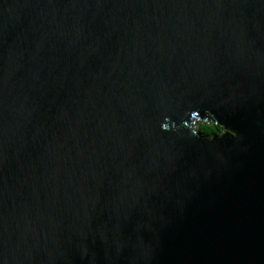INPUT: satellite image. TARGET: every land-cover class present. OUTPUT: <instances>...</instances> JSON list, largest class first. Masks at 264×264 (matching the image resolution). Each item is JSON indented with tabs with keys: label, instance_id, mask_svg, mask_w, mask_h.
I'll return each mask as SVG.
<instances>
[{
	"label": "water",
	"instance_id": "water-1",
	"mask_svg": "<svg viewBox=\"0 0 264 264\" xmlns=\"http://www.w3.org/2000/svg\"><path fill=\"white\" fill-rule=\"evenodd\" d=\"M0 264H264V0H0Z\"/></svg>",
	"mask_w": 264,
	"mask_h": 264
},
{
	"label": "trees",
	"instance_id": "trees-1",
	"mask_svg": "<svg viewBox=\"0 0 264 264\" xmlns=\"http://www.w3.org/2000/svg\"><path fill=\"white\" fill-rule=\"evenodd\" d=\"M197 129L205 136L212 137L219 135L223 131V127L216 121L212 120V123L199 122Z\"/></svg>",
	"mask_w": 264,
	"mask_h": 264
},
{
	"label": "rangeland",
	"instance_id": "rangeland-1",
	"mask_svg": "<svg viewBox=\"0 0 264 264\" xmlns=\"http://www.w3.org/2000/svg\"><path fill=\"white\" fill-rule=\"evenodd\" d=\"M201 122H203V121H201ZM205 122L212 123V120L209 119V121L207 120V121H205ZM203 123H204V122H203ZM198 124H199V122H195V127H196V128L198 127Z\"/></svg>",
	"mask_w": 264,
	"mask_h": 264
},
{
	"label": "flooded vegetation",
	"instance_id": "flooded-vegetation-1",
	"mask_svg": "<svg viewBox=\"0 0 264 264\" xmlns=\"http://www.w3.org/2000/svg\"><path fill=\"white\" fill-rule=\"evenodd\" d=\"M210 119V118H209ZM209 119H208V121H209ZM196 122H200V121H196ZM203 122H205V121H203Z\"/></svg>",
	"mask_w": 264,
	"mask_h": 264
},
{
	"label": "built area",
	"instance_id": "built-area-1",
	"mask_svg": "<svg viewBox=\"0 0 264 264\" xmlns=\"http://www.w3.org/2000/svg\"><path fill=\"white\" fill-rule=\"evenodd\" d=\"M209 119V118H208ZM211 119V118H210ZM212 120V119H211Z\"/></svg>",
	"mask_w": 264,
	"mask_h": 264
},
{
	"label": "clouds",
	"instance_id": "clouds-1",
	"mask_svg": "<svg viewBox=\"0 0 264 264\" xmlns=\"http://www.w3.org/2000/svg\"><path fill=\"white\" fill-rule=\"evenodd\" d=\"M207 120H208V118H207Z\"/></svg>",
	"mask_w": 264,
	"mask_h": 264
}]
</instances>
